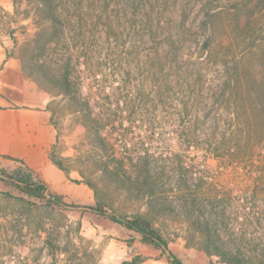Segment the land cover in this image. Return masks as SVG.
<instances>
[{
  "label": "rangeland",
  "instance_id": "1",
  "mask_svg": "<svg viewBox=\"0 0 264 264\" xmlns=\"http://www.w3.org/2000/svg\"><path fill=\"white\" fill-rule=\"evenodd\" d=\"M18 4L24 14L27 0ZM59 13L73 89L102 114L107 139L92 150L84 127L68 164L97 187L95 204L151 219L187 264H207L199 253L209 235L222 253L264 264V194L253 198L249 179L264 152L230 140L234 105L220 94L227 75H264V0H59ZM60 54L42 60L56 66ZM56 106L61 123L73 108L62 96ZM9 189L0 191L9 195H0V264H170L109 219Z\"/></svg>",
  "mask_w": 264,
  "mask_h": 264
},
{
  "label": "trees",
  "instance_id": "2",
  "mask_svg": "<svg viewBox=\"0 0 264 264\" xmlns=\"http://www.w3.org/2000/svg\"><path fill=\"white\" fill-rule=\"evenodd\" d=\"M247 1L253 2L254 0ZM18 3L19 0H16L15 5ZM27 3L28 8L24 16L34 18L38 31L22 49L21 58L25 69L30 75H35L37 80L51 92L68 100L73 108L72 112L79 114L83 125L89 131L93 142L92 150L106 149L107 139L102 136L101 123L98 122L102 121V114H95L89 106V101L73 89V81L70 78L72 58L64 53L67 31L64 27L65 20L59 13V0H27ZM52 50L55 53H62L56 66L42 60L43 56ZM220 88L221 97L233 101L234 105V129L231 131L230 140L235 142L236 147L244 145L250 152L255 150L264 152V75H227ZM51 159L60 169L69 172L70 159L59 157L54 150L51 152ZM254 174L251 172L249 176L252 182L251 195L253 198L259 193L264 194V169ZM81 175L84 178L82 172ZM0 179L28 198L46 200L50 205L64 204L67 207L86 210L109 219L137 234L143 243L161 250L167 255L170 264H187L170 250L169 242L152 220L146 216L136 215L131 218L121 216L98 199H96L97 203L92 206L66 204L61 196L50 193L47 186L26 168L15 174L0 170ZM83 182L94 191L97 198V187L88 180L84 179ZM143 187L145 190H150V195L153 193L154 188L149 181H146ZM0 195L9 197L8 194L2 192ZM193 204H195L194 201ZM205 223L207 228H210V220L206 219ZM201 248L209 257H220L221 263L224 264H250L248 261H242L238 256L222 253L217 241L210 235L202 241ZM210 264L213 262L211 261Z\"/></svg>",
  "mask_w": 264,
  "mask_h": 264
},
{
  "label": "crops",
  "instance_id": "3",
  "mask_svg": "<svg viewBox=\"0 0 264 264\" xmlns=\"http://www.w3.org/2000/svg\"><path fill=\"white\" fill-rule=\"evenodd\" d=\"M16 0H0V170L11 171L17 166L31 170L53 195L77 206L95 204L94 191L83 182L78 169H60L51 159V152L63 158L76 157L85 130L79 114L67 112L58 122L57 94L30 75L24 67L21 52L33 38L34 23L20 12ZM22 6V5H21ZM22 10V9H21ZM27 25L25 33L5 29L1 15ZM30 27V28H29ZM36 32V30H35ZM10 186L0 179V191ZM210 264L216 259L199 253Z\"/></svg>",
  "mask_w": 264,
  "mask_h": 264
}]
</instances>
